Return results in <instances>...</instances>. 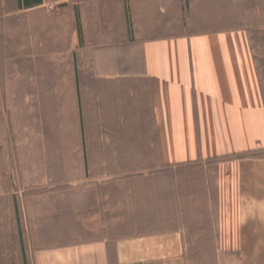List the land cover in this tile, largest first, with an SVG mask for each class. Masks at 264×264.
<instances>
[{"label":"crops","instance_id":"0c3cea01","mask_svg":"<svg viewBox=\"0 0 264 264\" xmlns=\"http://www.w3.org/2000/svg\"><path fill=\"white\" fill-rule=\"evenodd\" d=\"M15 4L9 70L55 71L52 97L71 104L61 164L83 171L70 186L86 183L87 207L113 196L110 184L124 200L117 221L104 226L103 207L92 214L106 233L37 249L31 264H193L206 246L214 264H264V78L252 22L264 0ZM188 165H213L196 191L178 188Z\"/></svg>","mask_w":264,"mask_h":264},{"label":"rangeland","instance_id":"374dc122","mask_svg":"<svg viewBox=\"0 0 264 264\" xmlns=\"http://www.w3.org/2000/svg\"><path fill=\"white\" fill-rule=\"evenodd\" d=\"M11 12H17L15 0H0V264H31V254L37 249L81 242L106 233L105 229L94 227L93 216L103 207L104 226L117 221L120 214L115 212L116 207L124 200L117 197L116 188L110 184L106 190L113 196L99 197L94 206L87 207L86 183L70 186L71 175L83 172L82 167L61 164L70 156L71 104L59 103L52 97L49 83L55 71H29L32 76L27 79L21 69L9 70L7 14ZM252 22L254 46L264 78V17H252ZM210 25L213 23L204 26ZM39 90L40 96L36 93ZM61 105L66 113L60 126ZM150 168L153 167L143 166V175L151 173ZM205 168L188 165L176 170L178 188L196 191L203 173L211 174L213 165ZM207 183L212 185V177H208ZM90 209L92 213L86 212ZM191 255L193 264L215 261L212 246L195 247ZM225 261L235 263L234 258L227 257Z\"/></svg>","mask_w":264,"mask_h":264},{"label":"trees","instance_id":"16d2710c","mask_svg":"<svg viewBox=\"0 0 264 264\" xmlns=\"http://www.w3.org/2000/svg\"><path fill=\"white\" fill-rule=\"evenodd\" d=\"M40 2V0H17L18 7L21 8L23 6L28 7V6H33L36 5Z\"/></svg>","mask_w":264,"mask_h":264}]
</instances>
